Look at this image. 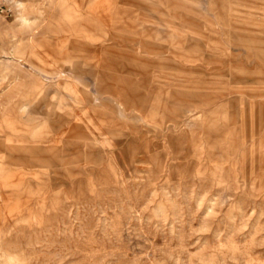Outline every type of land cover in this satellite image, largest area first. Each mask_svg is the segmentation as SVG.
<instances>
[{
    "label": "rangeland",
    "instance_id": "rangeland-1",
    "mask_svg": "<svg viewBox=\"0 0 264 264\" xmlns=\"http://www.w3.org/2000/svg\"><path fill=\"white\" fill-rule=\"evenodd\" d=\"M16 7L0 264H264V0Z\"/></svg>",
    "mask_w": 264,
    "mask_h": 264
},
{
    "label": "built area",
    "instance_id": "built-area-1",
    "mask_svg": "<svg viewBox=\"0 0 264 264\" xmlns=\"http://www.w3.org/2000/svg\"><path fill=\"white\" fill-rule=\"evenodd\" d=\"M15 0H0V16L4 18L11 17L15 11Z\"/></svg>",
    "mask_w": 264,
    "mask_h": 264
},
{
    "label": "bare ground",
    "instance_id": "bare-ground-1",
    "mask_svg": "<svg viewBox=\"0 0 264 264\" xmlns=\"http://www.w3.org/2000/svg\"><path fill=\"white\" fill-rule=\"evenodd\" d=\"M18 0H15L14 1V9H15V12H16V10H17V7H16V2H17ZM18 5L21 7L22 6V3H18ZM23 19V18H22Z\"/></svg>",
    "mask_w": 264,
    "mask_h": 264
}]
</instances>
